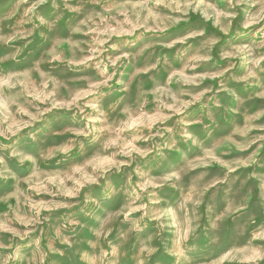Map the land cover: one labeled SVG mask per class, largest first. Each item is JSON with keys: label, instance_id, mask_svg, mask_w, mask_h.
<instances>
[{"label": "rangeland", "instance_id": "rangeland-1", "mask_svg": "<svg viewBox=\"0 0 264 264\" xmlns=\"http://www.w3.org/2000/svg\"><path fill=\"white\" fill-rule=\"evenodd\" d=\"M0 264H264V0H0Z\"/></svg>", "mask_w": 264, "mask_h": 264}]
</instances>
